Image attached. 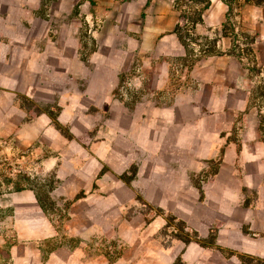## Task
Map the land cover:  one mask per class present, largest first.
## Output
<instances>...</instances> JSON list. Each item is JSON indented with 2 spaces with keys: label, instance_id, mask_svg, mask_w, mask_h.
I'll list each match as a JSON object with an SVG mask.
<instances>
[{
  "label": "crops",
  "instance_id": "obj_1",
  "mask_svg": "<svg viewBox=\"0 0 264 264\" xmlns=\"http://www.w3.org/2000/svg\"><path fill=\"white\" fill-rule=\"evenodd\" d=\"M179 1L0 0V264L264 262L259 73Z\"/></svg>",
  "mask_w": 264,
  "mask_h": 264
},
{
  "label": "rangeland",
  "instance_id": "obj_2",
  "mask_svg": "<svg viewBox=\"0 0 264 264\" xmlns=\"http://www.w3.org/2000/svg\"><path fill=\"white\" fill-rule=\"evenodd\" d=\"M223 5L226 7L225 13L219 15L210 14V9L208 12H203L202 10H207V5L199 4L197 0H180L177 2V10L179 13V22L182 24L188 25V27L181 31L182 36L191 35V41L188 43L191 54H206L210 55L213 53V46L217 45L216 40H220V37L217 36V32L220 28L222 35L224 37L225 47L230 52H233L235 55L243 59L242 63L255 73H259L254 76L256 79H253L252 85L254 88V93L252 94L251 104L256 106L258 116L262 123H264V74H261V71H264V64L256 61V63L251 64L247 62L248 55L251 56V53L248 52L250 47L247 42L248 39H245V34L243 29V24H249L246 19L248 17L247 11L245 9L246 2H250L251 5L256 7L264 8V0H221ZM205 2V1H204ZM263 12H260L258 17L262 16ZM201 22H208L211 25L207 26L206 31H202L201 34L196 30L192 29V25L199 24ZM197 28V27H196ZM193 34V35H192ZM196 34V36H194ZM247 36V35H246ZM218 46V45H217ZM216 46V47H217ZM216 49V48H215ZM226 49V50H227ZM217 50V49H216ZM227 51H225L226 53ZM261 74V75H260ZM261 134L264 135V126L261 127ZM247 264H264L261 261H247Z\"/></svg>",
  "mask_w": 264,
  "mask_h": 264
}]
</instances>
